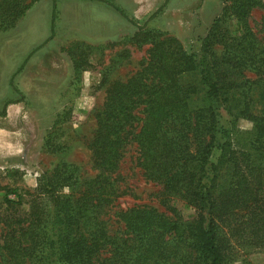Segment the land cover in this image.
I'll return each instance as SVG.
<instances>
[{
  "label": "trees",
  "instance_id": "16d2710c",
  "mask_svg": "<svg viewBox=\"0 0 264 264\" xmlns=\"http://www.w3.org/2000/svg\"><path fill=\"white\" fill-rule=\"evenodd\" d=\"M35 1L0 0V30ZM222 1L199 52L139 26L131 40L149 44L148 55L110 85L96 114L99 173L82 182L78 167L62 161L33 190L9 188L0 200V264H232L241 251H264V21L255 29L249 20L264 0ZM241 119L252 123L242 139ZM129 146L144 176L161 185L165 210L119 209L112 228L106 209L121 195ZM76 185L84 189L63 191Z\"/></svg>",
  "mask_w": 264,
  "mask_h": 264
},
{
  "label": "rangeland",
  "instance_id": "374dc122",
  "mask_svg": "<svg viewBox=\"0 0 264 264\" xmlns=\"http://www.w3.org/2000/svg\"><path fill=\"white\" fill-rule=\"evenodd\" d=\"M110 1L129 18L104 0H37L13 27L0 30V200L9 188L23 194L33 190L62 161L78 167L80 181L94 178L99 173L91 148L96 114L110 85L131 76L148 55L150 45L131 36L139 26L155 28L199 52L224 5L222 0ZM249 20L261 29L264 9L255 8ZM251 128L241 119L238 138ZM51 131L54 144L49 145ZM136 155L129 146L121 162V195L106 209L112 228L119 209L149 204L165 210L161 185L144 176ZM177 206L185 218L195 213L183 200ZM245 257L249 264H264V251L254 248L235 255L232 264H244Z\"/></svg>",
  "mask_w": 264,
  "mask_h": 264
}]
</instances>
